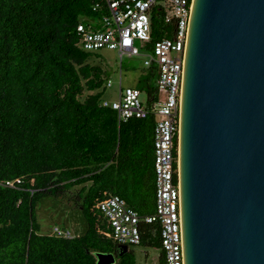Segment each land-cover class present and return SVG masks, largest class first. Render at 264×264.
Instances as JSON below:
<instances>
[{
  "label": "trees",
  "instance_id": "1",
  "mask_svg": "<svg viewBox=\"0 0 264 264\" xmlns=\"http://www.w3.org/2000/svg\"><path fill=\"white\" fill-rule=\"evenodd\" d=\"M107 12L105 0H0V264H97L96 252L117 253L100 208L110 194L155 212L156 116L120 122L102 104L108 71L80 46L78 24ZM157 14L153 42L173 35ZM144 70L142 90L156 99L157 69ZM47 196L73 199L86 232H42L36 206ZM141 234L130 246L158 248L166 264L159 222H142ZM130 246L115 264H139Z\"/></svg>",
  "mask_w": 264,
  "mask_h": 264
},
{
  "label": "water",
  "instance_id": "2",
  "mask_svg": "<svg viewBox=\"0 0 264 264\" xmlns=\"http://www.w3.org/2000/svg\"><path fill=\"white\" fill-rule=\"evenodd\" d=\"M178 188L183 264H264V0L191 2Z\"/></svg>",
  "mask_w": 264,
  "mask_h": 264
},
{
  "label": "built area",
  "instance_id": "3",
  "mask_svg": "<svg viewBox=\"0 0 264 264\" xmlns=\"http://www.w3.org/2000/svg\"><path fill=\"white\" fill-rule=\"evenodd\" d=\"M108 12L98 21L78 24L80 46L97 53L115 49L120 56L145 57L144 69H157L158 97L151 99L138 87L120 86L117 100L103 99L118 113L119 121L156 116L154 129L156 207L154 214L142 215L120 195L110 194L100 208L110 222L112 236L119 244L139 245L141 223L158 221L166 264H183L178 188L179 95L183 70L186 30L192 0H105ZM99 6V4H97ZM162 13L173 24V35L153 42V19ZM141 41L138 46L136 41ZM111 80L107 86H111ZM52 234L73 237L70 228L53 227Z\"/></svg>",
  "mask_w": 264,
  "mask_h": 264
},
{
  "label": "rangeland",
  "instance_id": "4",
  "mask_svg": "<svg viewBox=\"0 0 264 264\" xmlns=\"http://www.w3.org/2000/svg\"><path fill=\"white\" fill-rule=\"evenodd\" d=\"M136 44L141 45L137 40ZM96 62L108 71L112 86H106L104 98L117 100L119 98L120 84L144 88L147 72L144 70L145 57H130L124 54L122 57L118 50L103 48L97 51ZM143 91V90H142ZM143 103L146 101V93L141 95ZM72 195V193H71ZM73 199L68 197H43L36 206V215L42 232H51L53 227L70 228L73 233L84 234L88 228L87 221L82 212L75 207ZM137 253L139 264H159L160 250L158 248L130 246Z\"/></svg>",
  "mask_w": 264,
  "mask_h": 264
},
{
  "label": "crops",
  "instance_id": "5",
  "mask_svg": "<svg viewBox=\"0 0 264 264\" xmlns=\"http://www.w3.org/2000/svg\"><path fill=\"white\" fill-rule=\"evenodd\" d=\"M112 86V85H111ZM120 86H121V84H120ZM122 87V86H121ZM123 88V87H122ZM119 92H120V89H119ZM72 230V229H71ZM72 233H73V231H72ZM78 235H81V234H79V232H77L76 234L75 233H73V236H78Z\"/></svg>",
  "mask_w": 264,
  "mask_h": 264
}]
</instances>
